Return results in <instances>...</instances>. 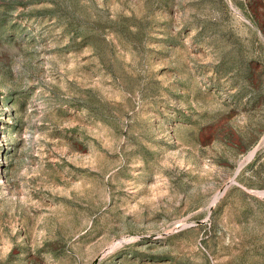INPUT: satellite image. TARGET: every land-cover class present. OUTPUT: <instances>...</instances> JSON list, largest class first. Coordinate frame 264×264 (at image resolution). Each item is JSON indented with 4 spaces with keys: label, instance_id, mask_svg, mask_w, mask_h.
I'll return each instance as SVG.
<instances>
[{
    "label": "rangeland",
    "instance_id": "374dc122",
    "mask_svg": "<svg viewBox=\"0 0 264 264\" xmlns=\"http://www.w3.org/2000/svg\"><path fill=\"white\" fill-rule=\"evenodd\" d=\"M0 264H264V0H0Z\"/></svg>",
    "mask_w": 264,
    "mask_h": 264
}]
</instances>
